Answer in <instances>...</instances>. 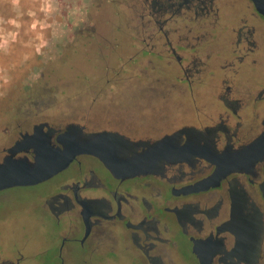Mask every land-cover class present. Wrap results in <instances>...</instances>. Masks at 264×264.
Returning <instances> with one entry per match:
<instances>
[{"label": "flooded vegetation", "instance_id": "flooded-vegetation-1", "mask_svg": "<svg viewBox=\"0 0 264 264\" xmlns=\"http://www.w3.org/2000/svg\"><path fill=\"white\" fill-rule=\"evenodd\" d=\"M259 1L260 9L252 0H240L242 13L220 26L218 15L234 10L236 0L144 1L152 11L149 24L161 35L152 34L147 54L183 75L174 78L173 88L190 101L195 95L200 109L193 114L181 103L173 106L179 110L175 119L99 114L59 122L38 110L12 133L6 130L0 163L24 136L36 134L59 149V137L68 144L88 143L109 159H134L165 139L169 145H160V151L175 146L189 154L159 159L150 170L121 177L97 155L81 153L66 169L34 185L58 178L37 195L58 242L57 264H120L125 255L132 264H264V156L228 173L217 187L195 190L216 169L205 157L238 152L264 134V0ZM91 6L99 7V0H90ZM169 13L184 21L194 14L196 28L189 30L194 36H182L181 28L164 30L167 20L159 21ZM86 20L66 25L71 33L65 34L62 53L77 37L95 31ZM19 156L32 159L33 153Z\"/></svg>", "mask_w": 264, "mask_h": 264}, {"label": "rangeland", "instance_id": "rangeland-1", "mask_svg": "<svg viewBox=\"0 0 264 264\" xmlns=\"http://www.w3.org/2000/svg\"><path fill=\"white\" fill-rule=\"evenodd\" d=\"M89 1L20 0V27L3 26L0 160L1 149L8 144L6 130L12 133L38 110L42 116L69 122L99 114L125 120L175 119L179 110L173 106L181 103L191 108L190 114L192 109H200L194 94L190 101L173 88L178 84L174 78L183 75L170 72L161 60L147 54L152 34L161 35L156 25L149 24L152 11L145 0H99V7L90 8ZM241 13L242 4L236 0L234 10L218 15L219 26L223 19ZM0 16L5 20L15 16L10 0H0ZM83 16L90 19L85 22L94 25L95 31L77 37L63 54L66 25ZM164 20V30L181 28L179 33L189 38L194 36L189 30H194L198 21L194 14L184 21L171 13L159 22ZM41 73L44 77L38 79ZM56 179L0 192V264L17 259L19 264H57L58 242L37 199ZM131 262L126 255L120 260V264Z\"/></svg>", "mask_w": 264, "mask_h": 264}, {"label": "water", "instance_id": "water-1", "mask_svg": "<svg viewBox=\"0 0 264 264\" xmlns=\"http://www.w3.org/2000/svg\"><path fill=\"white\" fill-rule=\"evenodd\" d=\"M252 1L260 9V1ZM58 143L62 144V149L54 147L45 137H38V134L30 137L24 136L21 142L8 151V155L0 163V192L10 188L30 187L42 183L66 169L75 156L81 153L97 155L115 176L121 177H131L137 173L145 172L147 169L150 170L159 159H183L184 156L189 155L187 151L185 155L184 147L170 146L169 152L160 151V145H169L167 139L156 144L143 155L128 160H118L115 157L109 159L98 155L85 142L79 143L73 141L72 144H68L59 137ZM30 150L33 153L32 159L26 156L16 157V154L21 152L27 153ZM150 156H154L149 161L150 164L141 165V160H149ZM263 156L264 134L238 152H224L220 155L212 153L210 156L205 157V159L214 164L216 169L209 177L198 182L195 185V190H206L217 187L228 173L239 169H246Z\"/></svg>", "mask_w": 264, "mask_h": 264}, {"label": "clouds", "instance_id": "clouds-1", "mask_svg": "<svg viewBox=\"0 0 264 264\" xmlns=\"http://www.w3.org/2000/svg\"><path fill=\"white\" fill-rule=\"evenodd\" d=\"M12 9L15 12V16L11 17L7 20H5L2 16H0V42L4 40V27L5 25H11L13 28H19L20 23H19V17L21 15L19 11V5H20V0H10ZM31 15V13H29ZM33 27H35V24H33ZM11 35H14V33H11Z\"/></svg>", "mask_w": 264, "mask_h": 264}]
</instances>
